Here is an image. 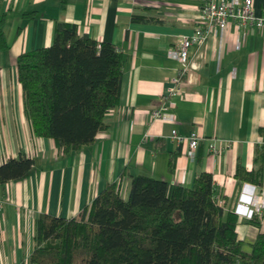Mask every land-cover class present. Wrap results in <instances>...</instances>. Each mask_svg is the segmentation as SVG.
<instances>
[{
	"label": "crops",
	"instance_id": "1",
	"mask_svg": "<svg viewBox=\"0 0 264 264\" xmlns=\"http://www.w3.org/2000/svg\"><path fill=\"white\" fill-rule=\"evenodd\" d=\"M253 4L256 15H264V0ZM202 5L200 0H69L66 5L0 0L10 46L0 51V166L21 155L35 162L26 177L0 186V264H29L39 216L78 218L113 183L127 199L138 175L192 187L200 174H212L219 202L239 217L238 239L247 246L255 241L259 229L235 211L245 184L264 192V29L239 32L230 22L202 49L193 47L195 69L185 79L183 95L170 105L177 121L150 117L178 73L169 51L181 36L193 34ZM26 13L35 16L27 20ZM57 23L74 24L81 36L115 45L125 59L120 104L107 114V129L93 145L67 153L53 140L35 136L17 68L21 55L53 45ZM173 130L184 137L198 131V149L179 148ZM213 143L219 150L215 156ZM240 168L257 181H239Z\"/></svg>",
	"mask_w": 264,
	"mask_h": 264
},
{
	"label": "trees",
	"instance_id": "2",
	"mask_svg": "<svg viewBox=\"0 0 264 264\" xmlns=\"http://www.w3.org/2000/svg\"><path fill=\"white\" fill-rule=\"evenodd\" d=\"M5 22L0 15V51L10 48ZM124 63L115 45L57 23L51 47L17 60L35 136L66 153L93 145L107 129V114L120 104ZM34 164L24 155L8 160L0 166V186L23 179ZM236 177L257 181L241 168ZM252 223L259 233L247 246L238 239L239 217L219 202L212 174H200L192 187L138 175L127 199L113 183L78 218L39 216L29 264H264L262 221L255 216Z\"/></svg>",
	"mask_w": 264,
	"mask_h": 264
},
{
	"label": "built area",
	"instance_id": "3",
	"mask_svg": "<svg viewBox=\"0 0 264 264\" xmlns=\"http://www.w3.org/2000/svg\"><path fill=\"white\" fill-rule=\"evenodd\" d=\"M203 5L200 15L196 21V29L191 35L181 36L175 47L169 51V58L176 61L179 65L178 73L171 81L167 89V95L164 98L160 108L151 111L150 117L154 121L175 123L177 121L174 113H170V105L174 98L183 95V86L185 79L195 69L191 62L190 54L193 47L202 49L213 32L220 31L224 33L230 22H233L239 32H248L249 30L264 29V15L258 16L254 10L253 0H230L220 2L218 0H200ZM241 42L238 41V46ZM171 139L175 144L181 147H189V150L195 152L200 144V133L194 132L189 137L180 135L177 130H173ZM226 148L230 144L225 145ZM210 153L215 156L219 154L215 143L210 145ZM242 197L236 213L253 219L258 216L264 222V192L260 191L257 186L245 184ZM3 207V201L0 199V208Z\"/></svg>",
	"mask_w": 264,
	"mask_h": 264
},
{
	"label": "clouds",
	"instance_id": "4",
	"mask_svg": "<svg viewBox=\"0 0 264 264\" xmlns=\"http://www.w3.org/2000/svg\"><path fill=\"white\" fill-rule=\"evenodd\" d=\"M242 200H244V198H243V197H242ZM242 200H241V201H242Z\"/></svg>",
	"mask_w": 264,
	"mask_h": 264
}]
</instances>
